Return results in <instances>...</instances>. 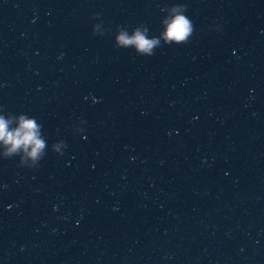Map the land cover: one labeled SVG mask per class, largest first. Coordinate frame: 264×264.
Returning <instances> with one entry per match:
<instances>
[{
  "label": "water",
  "instance_id": "1",
  "mask_svg": "<svg viewBox=\"0 0 264 264\" xmlns=\"http://www.w3.org/2000/svg\"><path fill=\"white\" fill-rule=\"evenodd\" d=\"M145 28L151 57L117 46ZM22 115L45 156L0 144V264H264V0H0V117Z\"/></svg>",
  "mask_w": 264,
  "mask_h": 264
},
{
  "label": "clouds",
  "instance_id": "2",
  "mask_svg": "<svg viewBox=\"0 0 264 264\" xmlns=\"http://www.w3.org/2000/svg\"><path fill=\"white\" fill-rule=\"evenodd\" d=\"M184 6H174L172 11L174 15L164 21L165 31L163 39L166 43L180 44L187 42L192 36L194 26L192 21L184 14ZM147 28L144 31L134 30L129 36L126 32L121 31L117 37V46L120 48H135L136 54L142 57H151L154 54L153 49L158 47L159 39H149ZM93 35H96V27L93 28ZM41 126L35 118H26L20 116L18 127L9 130V121L0 117V144L6 148L4 153L5 159H10L14 155H20L19 166L22 168L34 169L45 156V141L41 138ZM59 146L66 147L61 141L53 144L52 152L57 155H63Z\"/></svg>",
  "mask_w": 264,
  "mask_h": 264
}]
</instances>
